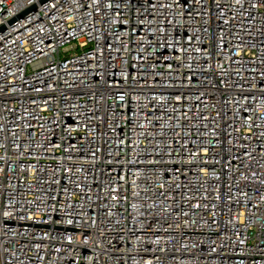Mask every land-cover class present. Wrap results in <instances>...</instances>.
Here are the masks:
<instances>
[{"label": "built area", "instance_id": "1", "mask_svg": "<svg viewBox=\"0 0 264 264\" xmlns=\"http://www.w3.org/2000/svg\"><path fill=\"white\" fill-rule=\"evenodd\" d=\"M0 264H264V0H0Z\"/></svg>", "mask_w": 264, "mask_h": 264}]
</instances>
